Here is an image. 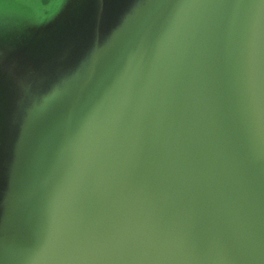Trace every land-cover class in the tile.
<instances>
[{
    "label": "water",
    "instance_id": "1",
    "mask_svg": "<svg viewBox=\"0 0 264 264\" xmlns=\"http://www.w3.org/2000/svg\"><path fill=\"white\" fill-rule=\"evenodd\" d=\"M47 1L0 0V264H264V0Z\"/></svg>",
    "mask_w": 264,
    "mask_h": 264
},
{
    "label": "rangeland",
    "instance_id": "2",
    "mask_svg": "<svg viewBox=\"0 0 264 264\" xmlns=\"http://www.w3.org/2000/svg\"><path fill=\"white\" fill-rule=\"evenodd\" d=\"M68 2V4H69V1L70 0H65V2ZM32 2H33V5L35 6V7H38L39 5H41V3H42V0H32ZM65 2H63V7H64V5H66V3ZM47 6H48V10H47V12H50L51 11V4L53 3L52 2V0H48L47 2Z\"/></svg>",
    "mask_w": 264,
    "mask_h": 264
}]
</instances>
